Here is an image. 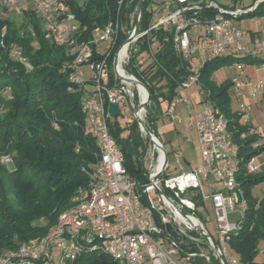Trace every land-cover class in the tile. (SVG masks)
I'll return each mask as SVG.
<instances>
[{"label":"built area","instance_id":"2783aa9c","mask_svg":"<svg viewBox=\"0 0 264 264\" xmlns=\"http://www.w3.org/2000/svg\"><path fill=\"white\" fill-rule=\"evenodd\" d=\"M124 1L118 0L117 11ZM203 2L205 7L216 10L213 16L200 18L196 15L203 6L202 0H154L157 7L150 26H171L175 52L191 60L190 74L179 85L175 99L186 102L187 115L191 118L197 136L200 164L166 175L167 165L163 166V154L159 146L161 141L155 140L154 143L149 140L145 154L148 181L139 186L138 181L127 173L123 153L110 135L107 105L109 102L117 103L118 115L124 114L125 108L129 107L135 111L134 93L129 87L132 83L120 76L136 78L133 74H127L123 65L128 60L130 45L146 31L137 33L129 43L124 41L116 48L112 69L120 84L109 88L108 57L118 30L123 28L117 19L104 27H96L91 38L82 39L80 35L85 27L70 11L66 0H0L2 16L32 9L40 17L45 35L66 46L67 53L72 57L69 63L72 68L70 80L84 89L81 108L85 114V129L92 135L98 148V156L88 172V189L79 191L73 198V205L59 214L55 227L48 234L42 239L33 238L21 243L16 249L2 252L0 264H65L66 259L75 257L82 245L92 243L117 264H210L211 257L207 252L194 250V246L199 243L212 250L219 264H261L238 259L229 251L226 243L231 233H237L242 228L247 207L236 180L240 157L237 145L227 130V119L208 98V90L200 87L202 99L199 109H194L186 97L180 96L179 91L198 82V69L205 60L215 56L237 58L232 64L240 68V72L244 71L247 64H259L258 70L264 72V61L247 63L239 60L264 55V27L260 24L264 14L248 15L264 0H222V4L213 0ZM160 9L165 14L155 17ZM135 18L139 19L136 11ZM247 18L258 26H243L241 22ZM132 31L128 36H131ZM101 44L104 46L101 47ZM93 45L103 55L101 58L92 59ZM238 52H243L245 56H236ZM11 56L29 67L16 48L11 51ZM194 59H197L196 64H193ZM83 64L91 69L88 79L78 71V67ZM230 82L229 91L233 90L238 99L242 97L243 89L253 100H259L264 95V80L261 78L251 81L234 77ZM139 98V101L143 100L141 92ZM250 109L251 104L241 103L236 110L239 122L247 126L240 135L242 138L253 135L256 139L252 146H262L264 125L250 123ZM166 112L173 121H181L174 100L166 105ZM137 114L144 121L145 108ZM255 158L251 156L246 162L247 173L258 170ZM10 161V154L0 153V163L8 164ZM204 185L209 191L215 237L196 214L195 198L204 199ZM153 195H156V201ZM167 222L171 223L178 238L166 231ZM194 232H198L203 239L199 240L192 234ZM55 248L60 250L57 262L53 254Z\"/></svg>","mask_w":264,"mask_h":264},{"label":"trees","instance_id":"16d2710c","mask_svg":"<svg viewBox=\"0 0 264 264\" xmlns=\"http://www.w3.org/2000/svg\"><path fill=\"white\" fill-rule=\"evenodd\" d=\"M203 1L196 15L213 16L216 10L205 7ZM213 1L222 4V0ZM66 3L85 27L80 35L82 39L91 38L96 27H104L110 21L117 19L122 25L108 57L107 87L119 85L112 69L113 54L134 28L138 0H125L118 11V0H66ZM153 6L154 0H142L137 33L146 32L130 45L123 68L146 86L149 99L144 124L164 145L156 127L163 114L162 103L168 105L177 97L179 85L189 76L192 63L175 52L171 26L150 28ZM263 9L264 3H261L248 15L264 14ZM19 15L24 20H20ZM14 48L29 67L11 56ZM92 49V59L103 56L95 45ZM143 55L151 59L145 65L141 64L143 60L139 61ZM235 59L215 56L205 60L198 69L197 79L200 87L208 90V98L225 115L227 130L240 157L236 180L247 207L242 228L230 234L227 247L244 262L264 264V259L254 261L260 243L264 242V195L257 198L251 191L254 184L264 180V174L245 171L248 159L263 151L264 145L253 147L256 139L253 135L241 137L247 126L239 122V116L230 106L231 82L216 83L211 79L215 68ZM71 60L65 45L45 35L42 21L32 9L20 14H0V153L11 155L8 164L0 163V254L48 234L59 214L73 205L79 191L88 189V172L98 156V148L85 129V114L81 108L84 89L70 80ZM239 60L258 63L264 58ZM133 99L137 106L136 93ZM119 116L108 117L109 132L123 153L127 173L141 186L148 181L144 158L149 139L140 131L135 117L122 124ZM195 202L199 205L203 200L197 197ZM65 264L117 262L92 243L82 245L75 257L66 259ZM210 264H219V261L214 258Z\"/></svg>","mask_w":264,"mask_h":264},{"label":"rangeland","instance_id":"374dc122","mask_svg":"<svg viewBox=\"0 0 264 264\" xmlns=\"http://www.w3.org/2000/svg\"><path fill=\"white\" fill-rule=\"evenodd\" d=\"M84 1V0H80ZM154 8L157 7V5L153 6ZM264 10V9H263ZM162 9H160L155 17H160L164 15ZM20 20L23 19L21 15L18 17ZM24 20V19H23ZM241 24L243 26H252L256 28L258 24L253 23L252 20H249V18L244 19ZM260 24L264 27V18H261ZM104 44H101V47H103ZM155 49V45L153 46V50ZM236 56L243 57L245 54L243 52H238ZM264 55L261 54L260 58H262ZM200 58V57H199ZM143 60V65L149 63L151 61L150 58H147L146 55H143L139 61ZM197 63V59L193 60V64ZM259 64H247L244 68L243 72H240V68L235 66L232 63H225L220 65L219 67L215 68L211 72V79L215 81L216 83H222L224 81H231L234 77H240L241 79H248L251 81H256L258 78H261L264 80V72L261 70H258ZM78 71L81 72L85 79H88L91 75V69L88 65L83 64L78 67ZM129 87L131 90H133V93L137 94V100L139 102V93L137 90V87L132 83L129 84ZM242 97L238 99L235 96V93L233 90L229 91L230 96V106L233 111H236L241 103L245 104H251V109L249 110V119L250 123L252 125L256 126H263L264 125V97H259V100H253L249 97L246 89H243L242 91ZM180 96L186 97L189 102L191 103L192 107L194 109H199L201 107V97L200 94V84L199 82H195L188 87L181 89L179 91ZM129 100V99H128ZM128 100H126L128 102ZM175 101V107H176V113L181 116L180 122H175L172 120V118L167 114L166 112V104L162 103L163 108V114L161 115L160 119L156 123V127L158 129L159 134L162 136V139L164 142V148L168 154V162L165 169L166 175H172L177 172H180L182 170H188L191 167H194L196 160L198 159V148L196 145V133L194 129L190 126H188V122H192L191 118L187 115V109H186V102L182 100H176ZM134 107L136 108V103L134 102ZM123 108V104H120V109ZM126 112L124 114H120L118 117L119 121L124 124L127 121L131 120L134 116V108L129 107V109L125 108ZM169 139V140H167ZM160 140V139H159ZM161 141V140H160ZM163 144V141H161ZM146 154V152H145ZM145 159V158H144ZM255 163L259 167V163H264V150L261 151L258 155H256ZM145 165V161H144ZM12 166V165H10ZM260 172V171H259ZM261 173L264 174V169L261 170ZM252 194L253 196L259 198L264 195V180L254 184L252 186ZM203 192H204V199L203 202L199 205H197L196 214L199 216V218L206 224V227L210 234L215 237L216 230H215V222L211 207V201L209 198V191L206 187V185L203 186ZM185 197H189L188 195H185ZM153 199L156 201V195H153ZM195 236L199 238V240H202L203 237L198 233L194 232L192 233ZM44 237V236H42ZM42 237H39L37 239H42ZM33 239V238H32ZM30 240V239H29ZM259 252L254 257V261L256 262H262L264 259V242L260 243L259 246ZM194 250L196 251H204L207 252L211 259L213 260L214 257L212 255V250L209 249L208 246L204 245L203 243H199L194 246ZM55 256V261L57 262L58 256L60 254V250L58 248L54 249L53 252Z\"/></svg>","mask_w":264,"mask_h":264},{"label":"water","instance_id":"95a60500","mask_svg":"<svg viewBox=\"0 0 264 264\" xmlns=\"http://www.w3.org/2000/svg\"><path fill=\"white\" fill-rule=\"evenodd\" d=\"M141 6H142V0H138V3H137V7H136V13L137 15L139 14L140 15V11H141ZM138 21L139 19L137 18L136 19V22H135V25H134V28H133V31H132V34L131 36H128L126 39H125V42H130L131 40H133V37L137 35V29H138ZM116 65V62L114 61V66ZM120 76V75H119ZM121 79L129 82V83H133V84H136L137 86V90H138V93L140 92L139 90V86L142 87L144 90H145V98L141 101L138 102L137 104V107L134 111V116L138 122V125L139 127L141 128V130L143 131L144 135L149 139L151 140L152 142L156 143V141H160L144 124V121L142 120V118L137 114L138 111L140 109H144L145 108V105L147 104L148 102V99H149V93H148V90L146 88V86L144 84H142L138 79H134L132 77H128V76H120ZM107 111H108V114L111 118H115L118 116V104L115 103V102H109L108 105H107ZM156 140V141H155ZM160 146V149L162 151V154H163V166L165 167L167 165V162H168V154L164 148V145L162 144H159ZM165 228H166V231L174 238H178V234L177 232L172 229V225L170 222H167L165 224ZM214 244V247H216V244ZM223 260V258H222ZM225 264V263H224Z\"/></svg>","mask_w":264,"mask_h":264},{"label":"crops","instance_id":"0c3cea01","mask_svg":"<svg viewBox=\"0 0 264 264\" xmlns=\"http://www.w3.org/2000/svg\"><path fill=\"white\" fill-rule=\"evenodd\" d=\"M263 97H264V95H263ZM188 126H190V127H192L193 129H194V127L192 126V122H188ZM194 131H195V129H194ZM196 133V132H195ZM196 145H197V136H196ZM198 148V147H197ZM256 159V158H255ZM198 164H200V157H199V151H198V159L196 160V163H195V165H193V166H197ZM192 168V167H191ZM264 169V163H259V167H258V170L257 171H261V170H263Z\"/></svg>","mask_w":264,"mask_h":264},{"label":"bare ground","instance_id":"6f19581e","mask_svg":"<svg viewBox=\"0 0 264 264\" xmlns=\"http://www.w3.org/2000/svg\"><path fill=\"white\" fill-rule=\"evenodd\" d=\"M124 48H125V46L122 48V51H124ZM119 71H120V73H123V71L121 69H119ZM139 90L141 92L142 99H144L145 98V90L140 86H139Z\"/></svg>","mask_w":264,"mask_h":264}]
</instances>
